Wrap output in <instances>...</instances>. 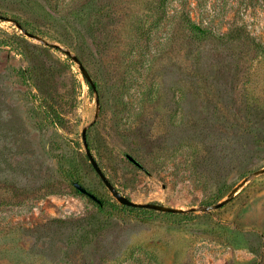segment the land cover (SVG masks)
<instances>
[{"label": "rangeland", "instance_id": "1", "mask_svg": "<svg viewBox=\"0 0 264 264\" xmlns=\"http://www.w3.org/2000/svg\"><path fill=\"white\" fill-rule=\"evenodd\" d=\"M159 3L0 0L76 55L99 97L60 49L0 20V264H264V0ZM84 126L121 194L195 210L121 208Z\"/></svg>", "mask_w": 264, "mask_h": 264}, {"label": "water", "instance_id": "2", "mask_svg": "<svg viewBox=\"0 0 264 264\" xmlns=\"http://www.w3.org/2000/svg\"><path fill=\"white\" fill-rule=\"evenodd\" d=\"M0 20L13 22L14 25L25 36H27V37H29L31 39L37 40V41L43 43L45 46H49V47H52V48H55V49H60L66 56L70 57L75 63H77V65H78V67H79L84 79L89 83L91 89L95 93V105H96V108H98V106H99V97H98L97 92H96L95 84L92 82L91 77L89 76L87 70L85 69V67L83 66V64L81 63V61L79 60V58L76 55H73L69 49L63 48V47L59 46L56 43L49 42V41L43 39L42 37H40V36H38V35H36V34H34L32 32L27 31L26 29L22 28V26L16 20L12 19L11 17L4 16V15L0 14ZM97 114L98 113H97V110H96L94 116L97 117ZM86 129H87V126H84L82 128V130H81V139H82L85 155H86V157H87L92 169L94 170V172L97 174V176L99 177L101 182L104 184V186L110 192L112 197L120 205L129 206V207H135V208H142V209H149V210H154V211L162 212V213H183V212H186V211H194L195 210V208H190L188 210H185V209L172 207V206H165V205L158 204V203H153V202H135V201H132L129 198H127L125 195L121 194L116 189V187L110 182L108 177L103 173L102 169L100 168V166L98 165L97 161L95 160V158L93 157L92 153L90 152V149L88 147L87 140H86ZM126 158L131 163H133L136 167H138L141 170H143L144 172H146L145 169L143 168V166L136 159H134L132 156H130L129 154H126ZM263 172H264V167L259 169V170H257V171H255L254 173H252V175L260 174V173H263ZM250 177H251V175L246 177V178H244L241 181V183H239L237 186H235L226 195V197L223 198L222 200H220L217 203L212 204V205L201 206V207H199V209L204 211V212H206V211H211L213 209L220 208L225 203H227L233 196H235L237 191L241 187H243L245 185V183L249 180ZM72 185L79 193H81L83 195H86L87 197H89L93 201L99 202V199L94 194L89 192L85 187H83L77 181H73Z\"/></svg>", "mask_w": 264, "mask_h": 264}, {"label": "trees", "instance_id": "3", "mask_svg": "<svg viewBox=\"0 0 264 264\" xmlns=\"http://www.w3.org/2000/svg\"><path fill=\"white\" fill-rule=\"evenodd\" d=\"M165 2H166V0H160V3H159V6L161 7V9H163L164 7H165ZM12 18V17H11ZM180 18H181V21H182V23L184 24V26L186 27V28H188L190 31H192L193 33H195V34H198L199 36L200 35H204L205 34V29H203L198 23H196L194 20H192V18L190 17V15H189V13H187V12H181L180 13ZM12 19H14V18H12ZM15 20V19H14ZM20 24V23H19ZM21 25V24H20ZM22 26V28H24V29H26L25 27H24V25H21ZM241 28L239 27V26H235V29H233V32H231V37H234V36H236V32L238 31V30H240ZM229 34V32L228 33H226V35L225 36H227ZM1 43L2 44H6V41H1ZM52 48V47H51ZM19 74H20V76H21V78L23 79V80H25V82L27 81V79H29L30 78V73H29V69H25V68H21L20 70H19ZM49 118L51 117V116H48ZM52 118L54 119V117L52 116ZM73 182V181H72ZM73 186V185H72ZM75 189V188H74ZM76 190V189H75ZM77 191V190H76ZM78 192V191H77ZM79 193V192H78ZM98 198V197H97ZM99 199V198H98ZM92 200V199H91ZM95 203H97V206L98 207H100V208H102L104 205H105V202H104V200H102V199H99V202H96V201H94ZM108 204H112V203H110V202H108ZM112 205H114V204H112ZM120 207L121 208H123V209H129V210H135V211H139V212H155L154 210H149V209H142V208H135V207H129V206H124V205H120ZM168 214H173V213H168ZM176 214H178V213H176Z\"/></svg>", "mask_w": 264, "mask_h": 264}]
</instances>
